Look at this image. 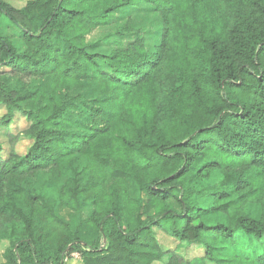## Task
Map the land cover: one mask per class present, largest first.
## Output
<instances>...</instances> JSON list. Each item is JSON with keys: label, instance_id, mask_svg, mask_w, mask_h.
<instances>
[{"label": "trees", "instance_id": "trees-1", "mask_svg": "<svg viewBox=\"0 0 264 264\" xmlns=\"http://www.w3.org/2000/svg\"><path fill=\"white\" fill-rule=\"evenodd\" d=\"M142 4L153 32L90 50L89 33ZM0 13L22 35L18 50L0 34L1 124L19 113L30 140L24 154L0 144V264H66L75 248L82 264H264V0H0Z\"/></svg>", "mask_w": 264, "mask_h": 264}, {"label": "rangeland", "instance_id": "rangeland-1", "mask_svg": "<svg viewBox=\"0 0 264 264\" xmlns=\"http://www.w3.org/2000/svg\"><path fill=\"white\" fill-rule=\"evenodd\" d=\"M15 7H21L24 5L25 0H8ZM144 4L140 7L128 10V12H122L112 16L110 24L104 27H99L87 35V40L91 43V51L96 53H108L112 49L118 46H124L135 36L145 35L148 36L150 32H153V28L150 24H153L154 19L151 18L149 22L145 12L141 9L144 8ZM127 26L129 29H127ZM0 34H4L9 37L15 47L20 50L22 46L21 31L18 30L13 23L0 13ZM151 45L149 42L148 46ZM6 113V108L0 104V144L2 147L1 154L7 155L13 148L17 153L24 154L30 145V140L22 133L27 125L25 118L19 113H14L11 121L7 125L1 124V119ZM220 174L216 171H203L198 179V185H216L220 181ZM49 183V179L45 175H39L29 179L26 182V186L30 189L40 188L46 186ZM198 203L207 202L206 197L201 196L198 198ZM173 206L178 208L176 202H172ZM89 209L83 210L82 214L85 216ZM60 214L70 220L77 214L72 211L61 208ZM157 237L163 249H174L176 241L167 237L162 232H157ZM2 245L0 244V263L2 259ZM191 248L181 249L180 252L186 255L188 258L200 255L201 252L192 251ZM66 264H82L81 255L77 248L71 249L68 253V257L65 259ZM153 264H162L160 262H154Z\"/></svg>", "mask_w": 264, "mask_h": 264}]
</instances>
